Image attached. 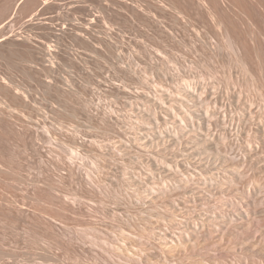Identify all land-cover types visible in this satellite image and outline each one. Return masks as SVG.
Wrapping results in <instances>:
<instances>
[{
  "label": "rangeland",
  "instance_id": "rangeland-1",
  "mask_svg": "<svg viewBox=\"0 0 264 264\" xmlns=\"http://www.w3.org/2000/svg\"><path fill=\"white\" fill-rule=\"evenodd\" d=\"M263 177L264 0H0V264H211Z\"/></svg>",
  "mask_w": 264,
  "mask_h": 264
},
{
  "label": "bare ground",
  "instance_id": "bare-ground-1",
  "mask_svg": "<svg viewBox=\"0 0 264 264\" xmlns=\"http://www.w3.org/2000/svg\"><path fill=\"white\" fill-rule=\"evenodd\" d=\"M208 115H210V113H208ZM136 123H138V121H136ZM148 127H150V125H148ZM168 133H170V131H168ZM168 167H170V163H168ZM172 171H174V169H172ZM238 172L240 171L238 170ZM189 173L192 174V177H194L193 174H199L198 171L193 172L192 170ZM144 179H146V177H144ZM229 180L231 183L233 182L232 184H236L241 182V177L235 172ZM248 183L249 181L247 184ZM258 183L259 182H257V184ZM164 185H166V183H164ZM249 187L251 188L250 185ZM163 188L164 187H162V189ZM166 188H168V186ZM230 188L232 187L230 186ZM246 188L247 187L245 186V189ZM258 189H260V187ZM210 190L212 191V189ZM152 191H154V189H152ZM164 191L165 189L163 192ZM168 191L166 193H168ZM238 192H236V194ZM154 193H158V191H154ZM208 195H210V193H208ZM242 195L243 199L240 201H237L236 199L237 202L223 204V208L219 206L221 209L219 208L218 211H213L211 214H208V216L203 219L204 221L200 220V222L196 220L194 221V226L187 225L188 227L186 226L181 229L177 238L181 242L180 247L184 249V252L180 255L182 259L189 257L199 259L200 262L207 261L211 264H264V193L259 190H249ZM166 197L168 196L166 195ZM210 197L214 198V195H210ZM206 200H208V198ZM176 205H178V203H176ZM218 226H220L219 229L217 228ZM77 239L82 241V238L78 237ZM166 239H168V237H166ZM164 243H166V241H164ZM172 243H174V241H172ZM91 244L98 247L97 243L91 242ZM117 248L118 247L111 245L108 249L104 248L103 251H99L95 255L97 259L106 260V257H109ZM229 249L231 251H229ZM210 251H214L215 253L211 254ZM228 253H231V259L229 258Z\"/></svg>",
  "mask_w": 264,
  "mask_h": 264
}]
</instances>
